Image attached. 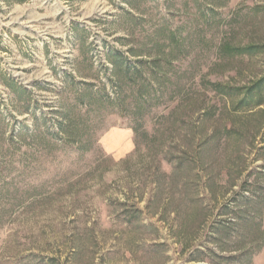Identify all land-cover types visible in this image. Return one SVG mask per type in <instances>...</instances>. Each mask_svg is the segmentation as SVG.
Returning a JSON list of instances; mask_svg holds the SVG:
<instances>
[{
  "label": "rangeland",
  "instance_id": "1",
  "mask_svg": "<svg viewBox=\"0 0 264 264\" xmlns=\"http://www.w3.org/2000/svg\"><path fill=\"white\" fill-rule=\"evenodd\" d=\"M0 264H264V0H0Z\"/></svg>",
  "mask_w": 264,
  "mask_h": 264
}]
</instances>
